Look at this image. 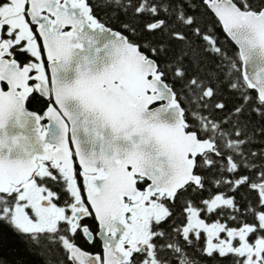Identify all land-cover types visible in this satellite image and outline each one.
Returning <instances> with one entry per match:
<instances>
[{
	"label": "snow or ice",
	"instance_id": "6c2138e0",
	"mask_svg": "<svg viewBox=\"0 0 264 264\" xmlns=\"http://www.w3.org/2000/svg\"><path fill=\"white\" fill-rule=\"evenodd\" d=\"M0 264H264V0H0Z\"/></svg>",
	"mask_w": 264,
	"mask_h": 264
},
{
	"label": "trees",
	"instance_id": "16d2710c",
	"mask_svg": "<svg viewBox=\"0 0 264 264\" xmlns=\"http://www.w3.org/2000/svg\"><path fill=\"white\" fill-rule=\"evenodd\" d=\"M98 15H102L98 13ZM104 22L107 24V26L113 28V29H119L120 25L117 21L109 20L108 17L104 16L103 17ZM217 34L220 38L221 44L224 47L225 51L228 53L229 56H233L237 52V48L235 45L225 36V34L222 32V30H218ZM30 109H35L36 105H29Z\"/></svg>",
	"mask_w": 264,
	"mask_h": 264
},
{
	"label": "water",
	"instance_id": "95a60500",
	"mask_svg": "<svg viewBox=\"0 0 264 264\" xmlns=\"http://www.w3.org/2000/svg\"><path fill=\"white\" fill-rule=\"evenodd\" d=\"M233 43V42H232ZM234 44V43H233ZM236 47V46H235Z\"/></svg>",
	"mask_w": 264,
	"mask_h": 264
}]
</instances>
